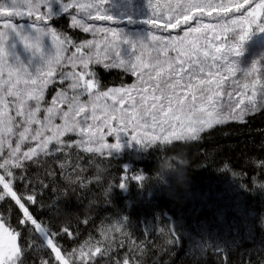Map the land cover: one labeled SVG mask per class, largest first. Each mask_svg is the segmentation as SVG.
Wrapping results in <instances>:
<instances>
[{"label": "trees", "instance_id": "16d2710c", "mask_svg": "<svg viewBox=\"0 0 264 264\" xmlns=\"http://www.w3.org/2000/svg\"><path fill=\"white\" fill-rule=\"evenodd\" d=\"M111 2L81 8L98 15L68 9L49 19L65 50L85 57L90 92L141 83L145 72H181L191 43L200 67L190 83L220 81L230 98L244 77L264 84V0ZM101 17L123 22L101 29ZM160 139L156 131L141 149L113 157L67 134L61 147L11 168L0 215L18 239L19 264H264V103L192 136ZM99 174L104 183L92 184ZM29 205L32 225L21 223Z\"/></svg>", "mask_w": 264, "mask_h": 264}, {"label": "rangeland", "instance_id": "374dc122", "mask_svg": "<svg viewBox=\"0 0 264 264\" xmlns=\"http://www.w3.org/2000/svg\"><path fill=\"white\" fill-rule=\"evenodd\" d=\"M84 7L113 8L111 0H0V199L10 194L11 168L61 147L59 140L67 134L98 155L123 157L141 149L156 131L158 140L192 136L241 118L264 103V84L252 82L259 81L258 76L237 82L233 88L237 96L232 98L221 90L220 81L190 83L200 67L195 64L192 43L184 47L189 66L176 68L181 72H145L141 83L103 94L90 92L85 57L66 51L49 27L52 16L67 15L68 9L99 13ZM101 18V29L123 22ZM163 28L170 33L176 27ZM128 32L127 27L119 29L115 37L120 41L121 33ZM182 72L187 73L175 81ZM21 213V223L32 225L31 205L21 207ZM10 237L15 238L16 247ZM20 258L18 239L0 215V264H19Z\"/></svg>", "mask_w": 264, "mask_h": 264}, {"label": "bare ground", "instance_id": "6f19581e", "mask_svg": "<svg viewBox=\"0 0 264 264\" xmlns=\"http://www.w3.org/2000/svg\"><path fill=\"white\" fill-rule=\"evenodd\" d=\"M8 179V178H7ZM7 179H6V182H7ZM104 180H105V175H103V174H99V175H97L96 176V178H94V180L91 182L92 184L93 183H104ZM12 181H14V178H9V183L10 182H12ZM8 183V182H7ZM10 186H12V184H10ZM26 191V190H25ZM10 197H12V198H14V199H16L17 200V197L15 196V194L13 193ZM24 196H21V198H23ZM11 205V203H7V206H10ZM241 205V204H240ZM8 230V229H7ZM8 231H10V230H8ZM9 234V233H8ZM7 234V235H8ZM126 264H129V263H126Z\"/></svg>", "mask_w": 264, "mask_h": 264}, {"label": "water", "instance_id": "95a60500", "mask_svg": "<svg viewBox=\"0 0 264 264\" xmlns=\"http://www.w3.org/2000/svg\"><path fill=\"white\" fill-rule=\"evenodd\" d=\"M10 239L12 240V244H13V246L16 247V243H15L16 240H15V238L10 237Z\"/></svg>", "mask_w": 264, "mask_h": 264}]
</instances>
